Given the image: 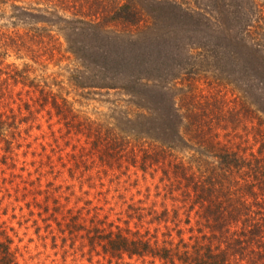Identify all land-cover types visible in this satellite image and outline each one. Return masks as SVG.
Masks as SVG:
<instances>
[{"label": "rangeland", "instance_id": "374dc122", "mask_svg": "<svg viewBox=\"0 0 264 264\" xmlns=\"http://www.w3.org/2000/svg\"><path fill=\"white\" fill-rule=\"evenodd\" d=\"M57 1L16 0V4L44 16L27 23L11 20L8 5L0 6V56L10 67L19 69L25 65L29 76H35L43 90L64 97L75 120L113 129L123 137L124 146L125 136H133V130L138 129L127 118L135 119L146 110L134 93L99 87L97 68L75 60L67 51V25L77 8L73 0L63 1V5ZM256 3L260 23L264 20V2ZM183 40L177 43L175 53L155 67L148 69L138 59L144 71L134 74L155 76L150 78V84L163 89L167 103L175 108L186 104L188 95L198 103L221 100L227 107L234 106L238 101V97L233 98L237 84L225 72L213 68L200 46H186L188 41ZM3 74L1 71L0 112L6 115L7 122L11 121L10 114H20L19 121L15 116V129L9 127L4 132L5 138L12 140V150L4 152L0 142V219L16 246V264H163L148 257L108 258L90 249L85 239L86 230L93 225L104 230L110 224V228L129 230L138 226L139 231L145 226L152 228L154 223H146L151 216L147 212L151 208L158 212L162 205L167 213L157 226L161 244L183 245L199 238L203 227L195 206L182 193L173 168L180 163L186 173L193 171L197 165L194 158L198 156L213 161L197 136L184 133L172 141L169 149L160 150L151 135L141 131L144 127L139 128L140 138L132 149L126 146L115 155L116 159L104 163L91 147L89 137H85L84 129H76L73 124L67 132L62 121L46 111L47 105L40 107L34 102L36 89L12 85L10 80L4 81ZM124 82L119 79L114 84ZM216 133L220 144L231 145L240 153L256 148L251 125L240 116L235 129ZM142 149L150 153L147 156L155 150L163 154L162 162L149 164L150 159L144 157L142 167ZM250 205L248 200L246 209ZM256 208L252 204L254 215L263 217ZM71 223L78 226L73 233L68 230Z\"/></svg>", "mask_w": 264, "mask_h": 264}, {"label": "trees", "instance_id": "16d2710c", "mask_svg": "<svg viewBox=\"0 0 264 264\" xmlns=\"http://www.w3.org/2000/svg\"><path fill=\"white\" fill-rule=\"evenodd\" d=\"M15 1L0 0V6L8 5L11 20L27 23L39 17L44 19ZM63 1L66 0L56 4L63 5ZM73 1L77 10L67 25L66 49L75 60L97 68L99 87L119 88L141 100L146 112L139 113L137 119L127 118L128 122L138 129L144 127L141 131L151 135L160 150L169 149L175 138L192 132L213 159L194 158L196 169L187 173L180 163L173 165L177 170L175 179L183 188L181 192L195 206L203 227L199 238L183 245L161 244L157 226L167 213L162 205L158 212L154 208L147 212L151 216L146 223L154 226H145L143 231L138 226L133 230L110 228L111 224L106 230L99 225L88 227L85 236L88 247L116 260L148 257L163 264H262L264 216H255L252 209L253 204L264 215V20L259 23L256 0ZM112 31L120 34L113 35ZM183 39L188 41L186 46H200L213 68L225 72L237 84L233 98L238 97V101L234 106L227 107L221 100L198 103L188 95L189 101L175 108L167 103L163 89L150 84V78L155 76L134 74L144 71L140 62L148 69L164 62L166 56L177 51V43ZM0 65L4 66L0 68L4 81L36 89L34 102L40 107L47 105L46 111L62 121L67 132L73 124L76 129H84L85 137H89L91 147L104 163L116 159L115 155L124 147L132 149L140 138L139 130L134 129L133 136H125L123 146V137L113 129L75 120L67 100L49 89L43 90L39 80L29 76L25 65L19 69L10 67L1 56ZM106 79L109 80L103 82ZM119 79L130 84H114ZM16 115L10 114L11 121L7 122L6 115L0 112V142L4 152L12 150V140L6 139L4 132L9 127L15 129ZM239 116L250 123L251 137L256 143L255 150L246 154L216 139L217 130L235 129ZM140 153L142 167L144 157L150 159L149 164L162 162L163 154L156 150L149 156L146 150ZM248 200L251 205L246 209ZM70 227L68 230L73 233L78 226L71 223ZM12 242L7 226L0 219V264H16V246Z\"/></svg>", "mask_w": 264, "mask_h": 264}]
</instances>
